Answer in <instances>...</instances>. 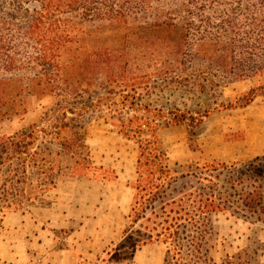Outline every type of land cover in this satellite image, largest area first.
<instances>
[{"label":"trees","instance_id":"16d2710c","mask_svg":"<svg viewBox=\"0 0 264 264\" xmlns=\"http://www.w3.org/2000/svg\"><path fill=\"white\" fill-rule=\"evenodd\" d=\"M169 2L162 6L159 0H0V84L17 73L25 74L23 89L28 94L37 91L55 99V106H49L51 115L46 116L57 121L44 134L59 139L63 131L72 132L71 138L55 143L56 154L47 161L41 158L48 173H41L44 177L35 186L36 192L54 187L58 176H85L87 169L95 168L89 155L81 157L76 152L84 144L83 118L94 114L138 146L134 195L124 236L130 235L135 249L163 244V264L169 259L172 264H207L199 250L207 234L204 221L210 215L227 211L244 222L264 225V155L229 165L204 164L199 175L175 176L160 143V123L163 127H193L189 122H195L197 127L205 115L196 118L177 107L164 110L142 104L138 92L151 93L169 84L174 75L190 70L186 63L195 59L205 62L207 69L216 68L228 82L264 72V0ZM99 24L121 28L126 36L136 30L142 35L123 40L125 46L143 36L147 39L151 31L173 29L175 39L160 41L162 56L170 59L135 75L137 67L133 68L131 58L122 61L118 54L122 48L89 49L85 44L83 38L91 31L88 27ZM97 91L102 93L92 98ZM252 92L242 96L241 106L254 99ZM209 112L210 108L204 113ZM69 113L74 117H68ZM35 140V131L23 130L0 141V150L6 152L0 156V175L5 176L2 193L13 197L25 191L20 185L27 180V159L35 155L30 152ZM11 159L18 168L3 171L1 165ZM51 172L55 179L46 183ZM183 179L188 180L181 183ZM29 200L31 197H22L9 204L19 207ZM130 251L132 259L134 250ZM117 254L119 250H115ZM222 264H229L228 259Z\"/></svg>","mask_w":264,"mask_h":264},{"label":"rangeland","instance_id":"374dc122","mask_svg":"<svg viewBox=\"0 0 264 264\" xmlns=\"http://www.w3.org/2000/svg\"><path fill=\"white\" fill-rule=\"evenodd\" d=\"M159 2L162 6L170 3L169 0ZM88 29L91 31L83 40L89 49L117 45L122 48L118 52L122 61L131 58L133 68L137 67L135 75L150 71L156 64L170 59V56H162L163 43L160 41L164 39L167 43L176 37L173 29L151 31L147 35L148 40L143 36L125 46L123 40L142 35H138L136 30V35L126 36L123 29L105 24L89 26ZM204 63L199 59L190 60L186 63L190 70L182 72L181 76L174 75L175 78L167 86L161 84L151 93L138 92L142 104L150 103L164 110L177 107L196 118L198 114L205 115L197 127L195 122H189L195 128L186 124L163 127L160 123V143L175 176L186 173L199 175L204 164L219 162L229 165L264 155V72L228 82L220 71L207 69ZM25 80V74L17 73L13 79L0 84V109L3 111L0 114V141L23 130L36 133V140L30 147V152L35 153L34 159H27V180L25 185H20L25 186L22 195L11 197V194L2 193L5 176L0 175V264H131L130 250L135 251L134 242L129 239V234H123L128 220L123 218L122 213L114 212L106 217L105 212L111 194H120L113 182L112 164L116 160V165L134 163L138 155L137 144L120 135L103 118L86 114L82 131L85 134L84 144L83 147H76V152L81 157L89 155L95 166L85 171L87 179H98L102 183L98 182L94 184L96 188L92 185L89 189L87 179H73L80 185L76 184L68 192L70 196H66L60 188L68 180L60 176L55 183L57 188L55 185L47 186L45 192H36L35 186L44 177L41 173H48L46 162L43 163L41 158L47 161L56 154L55 143L62 138H71L72 132L63 131L59 139L44 134L51 131L57 121V118L48 120L46 116L51 115L49 106L54 104L55 99L37 91L28 94V90L23 89ZM204 86L207 87L203 89ZM250 90H253L254 99L241 106L244 102L242 96ZM100 93L102 91H97L92 98ZM208 108L210 112L204 113ZM68 117L74 115L69 113ZM0 153L1 157L6 155L1 150ZM100 165L101 170L98 169ZM1 166L3 171L11 172L12 168H18L16 160L12 159ZM53 174H49L46 183L55 179ZM187 180L183 179L181 183ZM216 188L220 190L219 185ZM98 189L102 190L98 209L85 216L78 214L76 206H94L99 196ZM22 197H31L32 200L23 201L19 207L9 204ZM204 224L207 234L201 241L199 255L206 259L207 264H211L209 258L214 261L213 264H222L227 259L229 264H246V261L249 264H264V225L244 222L227 211L210 215ZM103 249L109 253H101ZM163 249V245L154 244L144 257H150L149 264H155ZM115 250H119L120 254L114 255ZM167 264H172V261L169 259Z\"/></svg>","mask_w":264,"mask_h":264},{"label":"crops","instance_id":"0c3cea01","mask_svg":"<svg viewBox=\"0 0 264 264\" xmlns=\"http://www.w3.org/2000/svg\"><path fill=\"white\" fill-rule=\"evenodd\" d=\"M137 158H138V155L135 158L134 163L132 161V163L130 165L129 164L121 165V163H120V165H116L118 163V160H116V162H113V164H112V169L114 170L113 182L115 183L116 188L118 187L120 194L117 196L114 193H112V194L110 193L112 198H111L110 203L108 205V208L105 212L106 217L109 215H112L114 212L115 213L118 212V214L122 213L123 218L127 219V216L129 214L130 207H131L132 198L134 195V189H133L132 185H133V182L135 180L134 175H136L135 168H136ZM100 166H102V165H100ZM132 172H134L133 175H132ZM59 177L60 176H58L56 178V182H57V179ZM64 178H66L68 181H66L64 183L62 182L63 185L60 188V190H62V192H64V194L66 196H70V193H68V192L70 190H73V188L76 186V184H78V183H76V181L81 180V179L85 180V179H87V176L64 175ZM73 179H75L76 181H72ZM87 180H88L89 184H86V186L89 189L92 188V185L94 186V188H96L94 184L101 181L98 179H96V180L87 179ZM100 183H102V182H100ZM81 184L83 185L84 182H82ZM78 185H80V184H78ZM55 186H56V184H55ZM56 188H57V186H56ZM97 192H98L99 196L97 195L96 202L94 203V206L92 207L91 205H88V204H84L83 206H76L75 208H76V212H78V214H82L85 216L87 214H92V212H95V210L98 209L99 203L101 201L102 190L98 189ZM57 193L59 194L58 196H60L61 192L58 191ZM65 195H64V197H65ZM109 243H111V239H110ZM154 244H161V243L155 242V243L146 244V245H143L139 248H136L135 251L133 252L131 264H149V261L151 260V258L150 257L148 258L147 256L144 257V256L148 253L149 248H152V246ZM161 245H163V244H161ZM163 247H164V249L161 252V257H159V259L155 262V264H163V262H164L165 246L163 245ZM103 251H104V249L101 250V253Z\"/></svg>","mask_w":264,"mask_h":264}]
</instances>
